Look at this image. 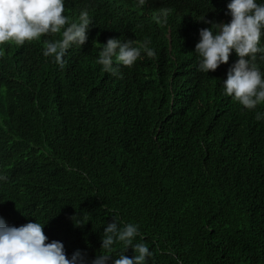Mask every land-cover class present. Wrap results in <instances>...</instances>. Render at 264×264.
<instances>
[{
    "label": "trees",
    "instance_id": "trees-1",
    "mask_svg": "<svg viewBox=\"0 0 264 264\" xmlns=\"http://www.w3.org/2000/svg\"><path fill=\"white\" fill-rule=\"evenodd\" d=\"M200 1L203 15L231 3ZM144 41L155 55L121 78L100 74L87 50L59 67L36 40L30 58L0 63V218L40 223L84 264L134 257L119 242L102 249L113 219L138 226L144 264H264V101L247 109L225 94L223 65L201 72Z\"/></svg>",
    "mask_w": 264,
    "mask_h": 264
},
{
    "label": "clouds",
    "instance_id": "clouds-1",
    "mask_svg": "<svg viewBox=\"0 0 264 264\" xmlns=\"http://www.w3.org/2000/svg\"><path fill=\"white\" fill-rule=\"evenodd\" d=\"M69 4L76 9L69 12ZM201 11L200 0H0V63L30 58V44L36 40L42 43L43 56L47 60L54 57L59 67H66L64 56L87 50L88 61L100 74L121 78L143 51L149 57L155 55L150 41L144 40L156 37L158 45L151 47L164 57L195 58L198 70L206 73L223 65L225 94L234 95L245 108L255 109L264 101V79L254 63L256 57L264 62V4L231 0L213 15ZM49 32L53 41L45 45L41 35ZM28 76L44 83L38 68ZM256 118L261 119V114ZM72 219L76 226L80 223L76 217ZM138 234L137 225L121 227L113 219L101 236L102 249L110 250L119 242L132 247L135 255L113 258L101 254L92 264L110 260L112 264H144L151 253L144 243L133 245ZM0 264H84V257L79 251L65 253L64 245L51 242L38 222L22 225L0 218Z\"/></svg>",
    "mask_w": 264,
    "mask_h": 264
},
{
    "label": "bare ground",
    "instance_id": "bare-ground-1",
    "mask_svg": "<svg viewBox=\"0 0 264 264\" xmlns=\"http://www.w3.org/2000/svg\"><path fill=\"white\" fill-rule=\"evenodd\" d=\"M249 120V119H248Z\"/></svg>",
    "mask_w": 264,
    "mask_h": 264
}]
</instances>
